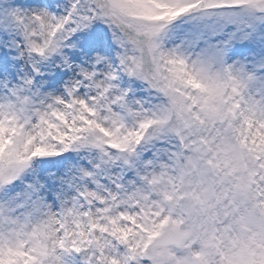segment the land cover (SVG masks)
Here are the masks:
<instances>
[{
	"label": "snow or ice",
	"instance_id": "1",
	"mask_svg": "<svg viewBox=\"0 0 264 264\" xmlns=\"http://www.w3.org/2000/svg\"><path fill=\"white\" fill-rule=\"evenodd\" d=\"M0 264H264V0H0Z\"/></svg>",
	"mask_w": 264,
	"mask_h": 264
}]
</instances>
